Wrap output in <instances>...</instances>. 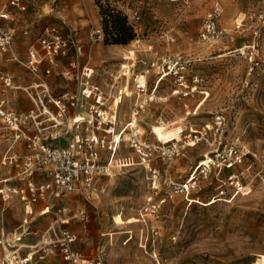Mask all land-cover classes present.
Segmentation results:
<instances>
[{
  "label": "rangeland",
  "instance_id": "1",
  "mask_svg": "<svg viewBox=\"0 0 264 264\" xmlns=\"http://www.w3.org/2000/svg\"><path fill=\"white\" fill-rule=\"evenodd\" d=\"M22 1L25 10L0 0V12L5 6L3 12L8 16L0 19V26L14 33L10 48L0 55V65L10 70L16 84L36 80L34 83H45L52 94L78 92L82 67L88 66L94 71L93 78L105 79L99 87L106 93L108 109L113 110L118 89L125 87L127 94L113 100L118 103L116 126L123 132L113 156L115 168L100 175L90 189L31 204L29 216L22 209L21 222L14 230L28 219L30 232L24 242L28 246L47 242L54 231L66 228L76 237V249L91 264H264V25L251 17L260 8V0ZM215 5L220 9L216 17L220 34L207 42L201 37L202 24ZM108 9L126 15L134 32L128 43H105L103 12ZM135 13L138 19L133 17ZM22 17L32 18L39 29L26 44L24 39L30 36L17 37L13 25ZM98 27L104 38L93 42L89 32ZM46 28L77 41L80 49L70 47L56 56L61 60L57 66L48 63L38 44ZM21 49L25 58L19 56ZM30 52L37 59L44 58L37 72L28 68ZM165 54L182 56L185 80L197 75L202 81L194 92L184 95L171 71L148 73L154 99L139 113V132L154 147L169 140L178 145L172 158L162 159L156 151L151 155V166L159 169L162 186L165 188L163 181L168 177L185 180L218 145L224 152L237 151L242 157L234 168H222L201 179L196 189L171 194L155 216L140 218L139 209L149 192V174L142 156L130 147L125 127L135 100L132 76L148 69L156 55ZM125 71H129L128 78ZM217 114L223 119L218 129ZM67 134L58 143L49 134L44 138L51 145L62 146L72 137ZM107 155L103 152L102 158ZM7 167L0 164V178L8 175ZM19 172L20 168L11 181L18 188H26L28 180L47 179L37 172L28 177ZM230 175L240 180L242 191L230 183ZM13 199L3 202L0 194V228L7 225L6 213ZM19 204L23 208L22 201ZM61 207L65 210L56 213ZM151 228L158 234L152 236ZM61 257L56 250H47L37 264H64Z\"/></svg>",
  "mask_w": 264,
  "mask_h": 264
},
{
  "label": "built area",
  "instance_id": "2",
  "mask_svg": "<svg viewBox=\"0 0 264 264\" xmlns=\"http://www.w3.org/2000/svg\"><path fill=\"white\" fill-rule=\"evenodd\" d=\"M8 2L19 10L26 8L22 0H8ZM219 10L215 5L203 21L201 37L207 42L215 41L219 37L220 32L216 24ZM7 17L2 10L0 19ZM133 17L138 19L136 13ZM251 17L261 26L264 25V0H260V8ZM13 36L14 33L10 28L0 26V55L10 48L14 40ZM89 38L93 42L102 41L104 38L102 28H92ZM38 44L45 56L50 59L59 54H65L70 47L80 49L77 41L48 28L39 35ZM151 49L150 44L148 50ZM41 61L42 59L36 58L34 52H30L28 68L37 72ZM185 63L180 54L156 55L151 60L148 69L132 76L135 100L125 127L130 147L142 156L149 174V192L145 195L143 205L139 209L140 218L155 216L171 194L188 193L198 187L201 179L209 177L214 171H220L222 168L232 169L241 161V153L233 150H229L228 153L224 152L218 145L210 155L198 162L185 180L175 181L168 177L163 181L165 188L162 186L159 169L151 166V155L156 151L162 159L172 158L177 154L178 145L176 142H170L171 140L162 141L156 147L147 144L139 132L137 118L147 102L154 99V93L149 91V79H147L151 70L156 69L157 74H161L166 68L176 77L178 86L184 89L182 92L184 95L194 92L202 79L197 75H192L189 82L185 80ZM71 65L73 66L74 63L72 62ZM93 72V69L88 66L82 67V81L78 92L67 91L59 95L52 94L47 85L42 82L23 87L16 86L12 75L0 66V91L6 93L10 89H22L34 105V109L30 112L16 113L8 108V99L0 98V132L5 135L10 133L7 138L10 145L22 139L27 143V152L22 158L5 152L0 158V164L11 166L21 159L20 174L24 177L31 176L38 171L47 176V180L38 184L31 180L28 181L26 190L11 189L4 185L0 188V194L4 199L8 198L9 193H18L26 212L31 210V204L39 200L53 201L66 194L92 188L100 175L109 174L108 172L116 166L113 156L123 139V132L116 126L117 108L108 109L105 91L91 82ZM46 73H49L48 68ZM113 78L117 80L118 76ZM122 93L127 95L125 87L118 89V94L122 95ZM173 93L178 92L174 90ZM70 109H82L85 114H76L68 119ZM215 117V125L218 129L223 119L218 114ZM31 123L36 129L33 134L27 132V126ZM46 132L53 134L54 137L60 136L62 132H70L72 137L66 145L54 146L45 140ZM103 152L108 153L105 159L102 158ZM228 179L236 190L242 191L243 186L235 175L228 176ZM160 189L166 191L158 193ZM150 233L155 236L158 230L151 228ZM75 241L76 237L72 232L66 228H60L54 231L47 242L44 240L36 243L33 248L34 252L20 256L19 252L23 247L21 235L9 240L2 235L0 237V264H34V254L41 259L47 250H56L65 264H85V256L76 249Z\"/></svg>",
  "mask_w": 264,
  "mask_h": 264
},
{
  "label": "crops",
  "instance_id": "3",
  "mask_svg": "<svg viewBox=\"0 0 264 264\" xmlns=\"http://www.w3.org/2000/svg\"><path fill=\"white\" fill-rule=\"evenodd\" d=\"M10 6H12V5H10ZM4 8H5V6L3 8H1V9L3 10ZM16 21L17 22H15L13 25H14V28H15L14 31H16L17 37H20V35H23L24 38L27 37V36H30V38H25L24 39L25 44L27 42L26 40L33 39V38L36 37V33H37V31L39 29L35 28V25H34V22H33L32 18L22 17V18H17ZM13 38H14V36H13ZM19 56L22 57V58H25L26 57L25 50L23 51L21 49V51H19ZM101 56L102 55H100V57ZM105 56H107V55H104V57ZM40 59H44V58H40ZM56 59L57 58L55 56L54 58H51V59L49 58L47 61L49 63V60H50L53 63V66H57L58 65L57 62H61V60L57 59L58 61L54 62L53 60H56ZM72 61L69 60V64L70 65H71ZM2 69H4L10 75H12L10 70H8V69H6L4 67H2ZM13 76L14 75H12V78H13ZM25 79L26 78L24 77L22 80L25 81ZM35 81H32L30 83H26V84H16L15 81H14V78H13V83L15 85L19 86V87L29 86L31 83L33 84ZM104 82H105V79L102 76L101 77L96 76L95 78H93V83H95V85L97 84L98 86L102 87V86H104ZM115 96L116 95H114V97ZM2 97H5L6 99H8V101H9L8 108H11L13 111H16V113H22V112L23 113H27V112H30L31 110L34 109L33 103L30 101L28 96L25 93H23L21 90H18V89H16V90H7L6 93H3V92L0 91V98H2ZM30 102L32 104L31 108H29ZM76 114L77 115H80V114L82 115V114H85V111H83L82 109H78V110L77 109L76 110L70 109L68 111V119H69V117L74 116ZM34 130H36V129L33 128L32 125L28 124L27 132L29 134H33ZM47 134H49V135L54 137L53 134H50V133L46 132V135ZM9 135H10V133L8 135L7 134L5 135V134L0 132V158L3 156V154L5 152H8L9 154H13V155H16V156H19V157L22 158L23 154H25L27 152V148H26L27 143H26V141L24 139H22V140H20V141H18L16 143H14L13 145H10L9 140H6V138H8ZM66 135H68L67 132H62L60 134V136L56 137L58 141L56 140L55 142L58 143ZM66 144H63L62 146L66 145ZM20 164H21V159H19L18 162L15 163L14 165H11V166L7 167L8 169L6 170V174H8V175L0 178V188L2 187V185H4L5 187H9L11 189L14 188V189L20 190L21 187L18 188L16 185H14V183L11 182L12 179L15 176H17V170L20 168V166H21ZM10 171H12L13 173H16V174L13 175V174H11ZM37 173H39L44 178H47L45 173H43V172H37ZM18 175H20V172L18 173ZM28 181H30V180H28ZM32 182L38 184V183H40L42 181H39V182L32 181ZM23 189L26 190L25 187H23ZM3 196H4V194H3ZM14 196H16V197H14ZM13 197H14V199H13ZM1 199H2L3 202H6L7 200H10V199H13V200L11 202H9V205H11L10 206L11 208L6 213V217H8L9 219L6 220L7 225L6 226L3 225L0 228V237L3 235L5 238H7L9 240V239H11L13 237H16V236L20 237V235H21V243L23 244V247L21 248V250L19 252L20 256H26V255L34 252L33 248H34L35 244H32L31 246H28V244L26 242H24L25 236L28 235L29 232H30L29 231V225H28V222H27L28 219L24 218V220L22 221L21 228L18 231L14 230L16 228V226H18V224L21 222V219H22V216H23L22 215V209H23L24 216H29L32 213V211L30 210L29 212H26L25 209H24V205H23V208L21 207V205L19 204V201H21L20 200V195L18 193H9L8 194V198H5V199L1 195ZM6 205L7 204L5 203V205L2 206V210H5V208L7 207ZM46 208L47 207H45L44 209H46ZM42 211H41V213H42ZM33 258H34L33 259L34 264H37L38 262H41V260L38 259L35 254H34ZM85 259H86L85 264H91L90 258L87 257L86 255H85Z\"/></svg>",
  "mask_w": 264,
  "mask_h": 264
},
{
  "label": "trees",
  "instance_id": "4",
  "mask_svg": "<svg viewBox=\"0 0 264 264\" xmlns=\"http://www.w3.org/2000/svg\"><path fill=\"white\" fill-rule=\"evenodd\" d=\"M103 27L105 43H128L134 36L133 28L127 23L126 15L116 9L103 12Z\"/></svg>",
  "mask_w": 264,
  "mask_h": 264
},
{
  "label": "bare ground",
  "instance_id": "5",
  "mask_svg": "<svg viewBox=\"0 0 264 264\" xmlns=\"http://www.w3.org/2000/svg\"><path fill=\"white\" fill-rule=\"evenodd\" d=\"M239 18H240V17H239ZM122 67H126V65H121V68H122ZM125 74H127V78H128V77H129V71H128V73H127V71H125ZM127 90H128V89H127ZM116 96H122V95H119V94L117 93ZM114 98H117V97H113L111 106H112L113 108H114V107L117 108L118 103H117L116 101L113 102ZM116 120H117V117H116ZM191 144H192V143H191ZM59 209H61V210H65V208L61 207V208H58V209L56 210V213H58V210H59ZM260 261H261V260L259 259V261H257V262H260Z\"/></svg>",
  "mask_w": 264,
  "mask_h": 264
}]
</instances>
